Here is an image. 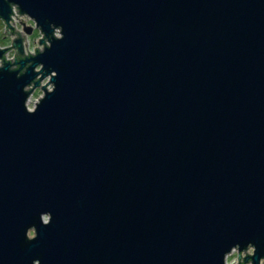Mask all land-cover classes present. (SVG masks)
I'll return each mask as SVG.
<instances>
[{
  "label": "water",
  "instance_id": "95a60500",
  "mask_svg": "<svg viewBox=\"0 0 264 264\" xmlns=\"http://www.w3.org/2000/svg\"><path fill=\"white\" fill-rule=\"evenodd\" d=\"M12 2L64 38L26 56L0 0V60L32 64L0 71V264H223L249 243L259 264L264 0ZM39 64L56 91L28 115Z\"/></svg>",
  "mask_w": 264,
  "mask_h": 264
},
{
  "label": "clouds",
  "instance_id": "9594fccd",
  "mask_svg": "<svg viewBox=\"0 0 264 264\" xmlns=\"http://www.w3.org/2000/svg\"><path fill=\"white\" fill-rule=\"evenodd\" d=\"M9 4V8L11 9L12 13L14 14V18L19 19H30L36 25H38L37 21L32 18L27 13H22L19 7V4L16 2H12V0H5ZM23 14V15H21ZM51 30V36L46 35L42 32V35L47 36V40L45 44H40L39 41L36 42L35 46H33L32 42L25 37L23 40L22 47L24 49V53L26 56H30L32 58L37 57L38 55L43 54L46 50L51 49L52 47V40L61 41L63 40V27L56 26V25H49ZM11 39H16L15 36L11 37ZM8 63L5 64L3 60H0V71H3L7 66L8 71L10 72H18L19 75L17 79L22 77L26 74L29 68L32 67V64L29 63V66L26 68L25 71H19L16 66V57L9 53L7 56ZM35 79L41 81V87L46 88V91L41 96L39 101H34L35 92L32 90V82L26 85L23 88V92L26 94V98L24 100L23 107L28 115H35L39 109L40 104L42 101L46 99L48 95H52L56 91V85L53 81L58 77V73L52 71L50 74L45 75L44 73V65L39 64L34 68ZM40 221L43 226L47 227L52 222V215L51 213L45 212L40 215ZM25 238L28 242H32L38 238V232L35 226L28 227L25 233ZM256 248L252 243H249L243 250L240 248L239 245L233 246L230 248L223 255V264H254V259L256 256ZM34 264H39V261H35ZM259 264H264V258L259 260Z\"/></svg>",
  "mask_w": 264,
  "mask_h": 264
},
{
  "label": "rangeland",
  "instance_id": "374dc122",
  "mask_svg": "<svg viewBox=\"0 0 264 264\" xmlns=\"http://www.w3.org/2000/svg\"><path fill=\"white\" fill-rule=\"evenodd\" d=\"M21 15H23V14H21ZM11 20H10L11 26L18 31H22V26L19 23L18 19L14 18V14L11 15ZM23 20L25 21V23L27 25H31L33 27V21H31L30 19H27V18H25ZM13 36H14V33L6 34L5 24L2 21V19H0V47L10 46L11 37H13ZM41 36H42V34L39 32V30L36 27H33L31 33L25 35V37H27L32 42L33 46H35L36 42L38 41V38ZM40 44H42V43H40ZM9 53L14 55V49L9 47V50L4 54V57L6 59H7V56L9 55ZM40 84H41V81H40ZM32 90L35 92L34 101H37L39 96L42 94V88L40 86H36Z\"/></svg>",
  "mask_w": 264,
  "mask_h": 264
},
{
  "label": "bare ground",
  "instance_id": "6f19581e",
  "mask_svg": "<svg viewBox=\"0 0 264 264\" xmlns=\"http://www.w3.org/2000/svg\"><path fill=\"white\" fill-rule=\"evenodd\" d=\"M6 52H7V51H5V53H6ZM5 53H4V54H5Z\"/></svg>",
  "mask_w": 264,
  "mask_h": 264
},
{
  "label": "built area",
  "instance_id": "2783aa9c",
  "mask_svg": "<svg viewBox=\"0 0 264 264\" xmlns=\"http://www.w3.org/2000/svg\"><path fill=\"white\" fill-rule=\"evenodd\" d=\"M8 50H9V49H8ZM8 50H7V51H8Z\"/></svg>",
  "mask_w": 264,
  "mask_h": 264
}]
</instances>
